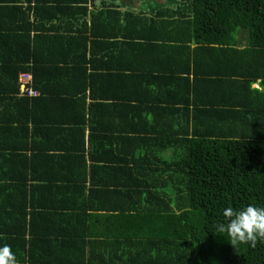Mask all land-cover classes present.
<instances>
[{
  "label": "trees",
  "instance_id": "16d2710c",
  "mask_svg": "<svg viewBox=\"0 0 264 264\" xmlns=\"http://www.w3.org/2000/svg\"><path fill=\"white\" fill-rule=\"evenodd\" d=\"M1 1L13 2L0 4V16L9 15L13 22L7 26L1 22L0 43L6 37L7 44L17 48L16 52L9 51L11 57L4 52L0 55V63L4 64L0 69L5 71L0 78V109L4 107L7 111L12 100L17 107L21 101L34 107L42 103L56 108L54 101L59 93L52 89L65 91L57 84L61 77L69 79H65L68 86L74 81L83 82L80 92H69L77 94L76 98L95 85L96 76L88 70L89 0H58L61 4L55 6L45 4L48 0H37L38 6L45 4L38 7L44 17L35 11L34 22L31 21L33 7L19 5L24 0ZM175 3L174 20L177 36H181L175 39L181 40L179 46L187 49L191 43L197 45L192 65L194 90L208 86L210 93L206 100L196 97L192 101V133L187 125L188 130L178 131L173 140L163 133L152 132L147 137L133 138L140 143L137 153L130 154L136 166L127 167L129 180L120 184L125 187L123 205L113 215L110 212L112 226L104 234L86 228L87 221L92 220L90 217L86 221L81 219L83 226L79 231L51 232L56 238L49 240L37 237L33 224L30 232L36 238L27 241L25 201L19 209L23 224L13 231L19 238L9 244L18 264H264V241L234 248L227 235L215 228V222L224 219L223 211L227 207H264V0H175ZM72 19L74 22L76 19V26ZM168 38L171 37L167 35ZM201 51L207 57L200 55ZM177 71L190 74V64L185 70ZM24 73L31 74V83L21 81ZM122 77L130 96L135 95V76L130 73L128 80L125 74ZM186 80L190 82L189 77H179L174 83L178 102L190 98L188 92L186 97ZM30 89L38 92L35 98L29 97ZM94 90L91 94L97 97ZM11 92L16 96L2 95ZM121 92L119 85L102 97L120 100ZM18 94L22 96L17 97ZM69 101L81 106L84 119L85 97ZM93 106L110 108L107 103ZM187 110L189 122L190 110ZM31 120L35 124L32 139L43 133L53 141L51 132L56 133L44 124H37L35 113L29 108L21 120H14L20 126L10 134L6 129L4 136H26L19 143L29 146ZM91 123L94 128V118ZM148 143L153 148L147 149ZM18 146L13 149L15 155L22 150ZM169 146L175 150L165 159L163 154ZM38 147L33 145L32 158L25 154L26 159L11 176L14 185L21 187L25 195L27 181L37 180L36 163L43 164L45 158L46 166L55 167L62 158L56 150H51L52 146L39 144ZM31 222L34 223L33 215ZM68 224L71 228V223ZM92 233L96 237L102 234L104 239L93 240ZM5 243L0 239V246ZM104 247L111 248L116 256L99 257L98 249L103 251Z\"/></svg>",
  "mask_w": 264,
  "mask_h": 264
},
{
  "label": "crops",
  "instance_id": "0c3cea01",
  "mask_svg": "<svg viewBox=\"0 0 264 264\" xmlns=\"http://www.w3.org/2000/svg\"><path fill=\"white\" fill-rule=\"evenodd\" d=\"M4 2L0 0V4ZM8 3L13 2H5ZM46 3L55 6L57 3L61 4V1L48 0ZM45 4L41 3L38 6L37 0L30 2L24 0L19 5L33 7L31 21L34 22L35 11L38 15L40 13L39 17H44L43 10H39L38 7H44ZM175 4V0H89L87 3V21L90 25L88 70L92 76H96L97 83L95 82L93 87L89 86L85 94L81 93L76 98L77 94L69 92H80L83 82L74 81L68 86L65 85V79H69L66 76L61 77L57 79V84L65 88L63 89L65 91L56 87L52 89L55 93H59L54 101L56 108L47 107L48 104L42 103L35 104L34 107L31 104L20 103L21 101L17 107L16 101L12 100L10 102L12 105L7 111L4 107L0 109V231L2 230L0 239H4L8 245L19 238V235L13 231L23 224L20 222L22 217L19 215V209L21 210L25 203L28 205L25 221L27 241L36 238L32 237L30 232L33 224L37 237L49 240L56 238L51 232L63 234L66 230L72 234L73 230L79 231L83 226L81 219L86 221L90 217L92 220L87 221L86 228L95 233H106L105 231L112 226L110 212L113 215L114 212L116 213L115 209L123 205L121 199L125 187L120 184L129 180L127 167L130 164L131 167L136 166L130 154L137 153L140 143L133 138L147 137L150 135L148 133L152 132L163 133L164 137L173 140L175 133L188 130L187 125L192 133L194 126L192 101L196 97L199 98L197 100H206L210 93L208 86L194 90L192 65L197 45L191 43L190 48L187 49L179 46L181 40L175 39L181 38L177 36L178 29L174 20ZM76 5L80 4H73ZM79 17L81 15L77 16L78 19ZM1 22L3 26H7L9 22H13V18L9 15L0 16V24ZM72 22L73 26H76V19L75 22L72 19ZM0 31L3 33L2 30ZM35 33L32 35H36ZM173 34L176 36L172 37ZM167 35L171 38L166 39ZM4 39L3 44L0 43V55L4 52V55L8 54L6 56L11 57L9 51L16 52L17 47L7 44L8 38L4 37ZM201 53L202 51L200 55H203ZM187 64H190L191 73L180 74L177 70H185ZM3 65L0 63L1 68ZM4 72L0 69V78L1 75L4 76ZM111 73L114 76H108ZM130 73L137 81V88L135 87L137 93L131 96L127 83L122 77L125 74L128 80ZM179 77L190 78V82L186 80L188 85L186 97L188 92L190 104L187 98L181 102L176 101L179 96L175 98L177 93L174 92V83L178 82ZM119 85L122 90L120 100H108L102 97L106 91L110 92L112 87ZM93 88L97 97L91 94ZM3 93L2 95L10 97L16 96L13 92ZM18 95L17 97L22 96V94ZM109 95L113 96L112 93ZM84 97L86 121L83 119L81 106L69 101ZM98 103H107L110 108L93 106ZM28 108L35 113L37 124H44L47 129L50 127L56 133L53 135L51 132L53 141L43 133H38L32 139V128L35 125L32 120L29 122L31 127L29 146L22 145L23 142L19 143L26 136L9 135L16 126H20L14 120H21ZM187 109L190 110L189 122ZM92 118L95 119V129L91 123ZM97 119L102 121L101 124ZM82 121H85V124H82ZM6 129L8 136H4ZM33 140L36 144L37 142L40 145L45 144V147L52 146L51 150H56L55 152L62 158H59V163L55 167L46 166L48 162L44 160L45 158L43 164L36 163L39 167L37 180L27 181L24 189L27 195H25L21 187L14 185L15 181H12L11 176L13 171L18 170L16 166L19 163L21 165L26 159L25 154L28 157L32 156L33 145L39 146L34 144ZM17 146L22 150L15 155L13 149ZM144 146L146 147L145 144ZM155 146H159V141L158 146L156 144ZM149 148H153L150 143L147 145V149ZM174 150L175 147L169 146L167 152L163 154L164 158L169 159L171 151ZM42 173L45 177L43 181ZM43 185H47L46 188ZM23 195L24 200H22ZM32 215L34 223L31 222ZM68 223H71V228ZM92 234L93 240L104 239L102 234L99 237ZM98 252H100L99 257L116 256V253L107 247H104L103 251L98 249Z\"/></svg>",
  "mask_w": 264,
  "mask_h": 264
},
{
  "label": "clouds",
  "instance_id": "9594fccd",
  "mask_svg": "<svg viewBox=\"0 0 264 264\" xmlns=\"http://www.w3.org/2000/svg\"><path fill=\"white\" fill-rule=\"evenodd\" d=\"M223 218L215 222L216 231L226 234L234 248L242 244L255 246L258 241H264V207H227L223 211ZM0 264H18L15 253L6 243L0 246Z\"/></svg>",
  "mask_w": 264,
  "mask_h": 264
},
{
  "label": "built area",
  "instance_id": "2783aa9c",
  "mask_svg": "<svg viewBox=\"0 0 264 264\" xmlns=\"http://www.w3.org/2000/svg\"><path fill=\"white\" fill-rule=\"evenodd\" d=\"M21 80L24 83H31L32 82V76L29 73H24L21 76ZM28 94L31 95V96H36L38 94V92L33 90V89H30Z\"/></svg>",
  "mask_w": 264,
  "mask_h": 264
}]
</instances>
